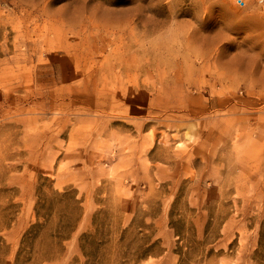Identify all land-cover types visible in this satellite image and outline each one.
Segmentation results:
<instances>
[{
  "label": "rangeland",
  "instance_id": "obj_1",
  "mask_svg": "<svg viewBox=\"0 0 264 264\" xmlns=\"http://www.w3.org/2000/svg\"><path fill=\"white\" fill-rule=\"evenodd\" d=\"M0 264H264V0H0Z\"/></svg>",
  "mask_w": 264,
  "mask_h": 264
}]
</instances>
